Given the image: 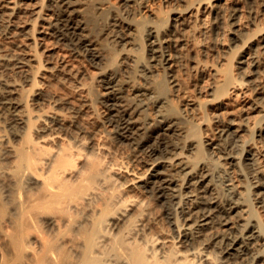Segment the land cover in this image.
Here are the masks:
<instances>
[{"label":"bare ground","instance_id":"obj_1","mask_svg":"<svg viewBox=\"0 0 264 264\" xmlns=\"http://www.w3.org/2000/svg\"><path fill=\"white\" fill-rule=\"evenodd\" d=\"M121 1L0 0V264H216L195 242L215 219L219 251L264 264V217L223 162L248 160L264 194V0ZM97 100L141 170L87 134ZM142 190L176 241L148 231Z\"/></svg>","mask_w":264,"mask_h":264},{"label":"rangeland","instance_id":"obj_2","mask_svg":"<svg viewBox=\"0 0 264 264\" xmlns=\"http://www.w3.org/2000/svg\"><path fill=\"white\" fill-rule=\"evenodd\" d=\"M113 1L116 3L122 2L121 0H113ZM164 4L165 3L163 2V0H142L141 4L137 5L135 17L146 16L152 11H156L159 10V8H163ZM254 4H260V1L257 0L256 2H254ZM119 5L124 8L126 7V4H119ZM112 33H116V32L113 31ZM58 49L61 52L69 53L68 51L69 48L65 45L62 44L59 45ZM82 58L84 59L82 60L88 63L90 67L92 68L95 67V64L89 62L85 57ZM178 73L182 85L181 93H184V96L194 93L193 90L191 89L189 90V88H192L190 84V79L188 78L190 69L187 70V73H183L180 71ZM100 88L102 89V87ZM53 89L59 95L67 97L69 100H71V102L78 103L77 96L74 95L72 89L69 86L61 83L60 84L56 83L53 86ZM97 110L98 112L101 113L100 114L101 117L97 118V123H94L85 116H77V118L85 126V130L87 131V134L97 135V140L101 141L106 148L110 149L118 160L130 164L131 166L136 168V170H141L142 150L139 149L133 143L132 140H124V139L117 140L114 138V133L108 136L109 132L112 131L114 132L115 127L112 126L107 120L108 109L106 107V104L103 102V100L100 101L97 100ZM210 150L211 149L208 150L206 149V153L208 152L207 155H209V157L210 156L213 157V155L210 154L209 152ZM223 162H224V176H225L224 178L227 181L230 180L234 184V186H237V188L240 189L241 188L243 189V186L247 184L249 194L251 196H254L253 202L256 210L258 211L259 215L260 214L262 215V216L260 215V217H264V206L262 202V197L264 196V194L262 192L257 193L258 191L254 186V178L252 177L253 176L252 166L251 164H249V161L248 160L242 161L241 159L239 167H237L239 170L231 167L225 160ZM141 195L144 198L145 203L147 205V209L150 212V216L147 220L148 231L155 234L160 233L167 240L176 241L178 239V235H177L178 232L175 230V227L171 222V218L168 213L167 204L164 201L159 200L158 198L153 196L150 192H145L142 190ZM181 195L183 198H185V196L187 195V191L183 189L181 191ZM176 216L178 222L185 223V218H182V214L179 211L176 213ZM232 219L234 220L235 218ZM230 225L231 224L227 226L222 225V222L215 219V222H213L211 226L204 227L195 235L196 245L200 248L202 253L204 252L209 254L212 260L216 262V264H236V260L234 259V256L232 255L225 256V254H223L222 251H219V247H217L214 242L215 241L214 236L220 232H223L224 228ZM219 260H222V262H219Z\"/></svg>","mask_w":264,"mask_h":264}]
</instances>
